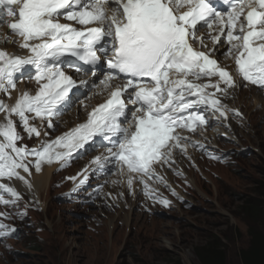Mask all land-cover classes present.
<instances>
[{
	"label": "snow or ice",
	"instance_id": "obj_1",
	"mask_svg": "<svg viewBox=\"0 0 264 264\" xmlns=\"http://www.w3.org/2000/svg\"><path fill=\"white\" fill-rule=\"evenodd\" d=\"M3 25L11 35L0 36V43L28 54L0 48V93L11 98L17 79L25 76L37 87L21 92L13 104L0 99V179H18L29 189L21 170L29 177L44 165L55 163L59 170L81 150L100 145L105 150L68 177L72 192L86 184L89 173L115 168L121 180L112 183L123 182L133 195L139 183L146 198L167 207L171 202L155 185L178 194L156 166L170 167L174 153L187 155L189 146L205 150L186 133L211 126L208 112L218 114L217 120L229 111L239 115L218 98L240 83L217 54L223 50L234 61L241 80L264 88V0H0ZM65 66L78 75L91 73L79 86L97 87L93 78L102 75L94 95L106 98L55 139L18 144L23 137L17 120L29 139L40 138L41 129L54 130L55 118L81 94ZM20 198L14 187L0 183V204ZM15 231L0 222V238Z\"/></svg>",
	"mask_w": 264,
	"mask_h": 264
},
{
	"label": "rangeland",
	"instance_id": "obj_2",
	"mask_svg": "<svg viewBox=\"0 0 264 264\" xmlns=\"http://www.w3.org/2000/svg\"><path fill=\"white\" fill-rule=\"evenodd\" d=\"M248 93L237 103L247 119L236 116L233 121L240 143L234 139L227 146L245 147L248 153L238 162L228 159L226 168L217 169L220 178L210 183L200 176L180 179L176 170L168 169V183L178 195L163 185L156 188L170 205L143 193L129 213L127 209L92 212L82 219L61 204L57 205L60 215L49 205L41 206L40 221L30 220L33 224L26 230L0 244V264H172L177 259L182 264H201L196 249L214 239L225 251V264H241L239 250L248 244L250 221L240 207L264 176V103L258 104ZM38 226L48 228L49 234L32 232Z\"/></svg>",
	"mask_w": 264,
	"mask_h": 264
},
{
	"label": "trees",
	"instance_id": "obj_3",
	"mask_svg": "<svg viewBox=\"0 0 264 264\" xmlns=\"http://www.w3.org/2000/svg\"><path fill=\"white\" fill-rule=\"evenodd\" d=\"M241 212L247 216L248 244L239 250L241 264H264V176L257 182L254 194L242 202ZM201 264H225L226 256L216 239L196 249ZM172 264H182L179 259Z\"/></svg>",
	"mask_w": 264,
	"mask_h": 264
},
{
	"label": "bare ground",
	"instance_id": "obj_4",
	"mask_svg": "<svg viewBox=\"0 0 264 264\" xmlns=\"http://www.w3.org/2000/svg\"><path fill=\"white\" fill-rule=\"evenodd\" d=\"M3 118V115H0V119ZM50 165H44L42 167V174L36 176L34 179H33V186H34V189L37 190L39 188H41L44 184H46V182L48 181L49 179V175H50V171H51V168L49 167ZM164 168V166L160 169V171H158L159 173H161V170ZM143 195V194H142Z\"/></svg>",
	"mask_w": 264,
	"mask_h": 264
}]
</instances>
